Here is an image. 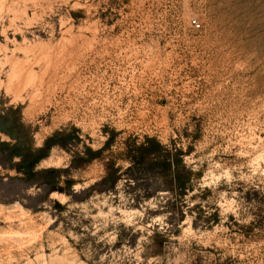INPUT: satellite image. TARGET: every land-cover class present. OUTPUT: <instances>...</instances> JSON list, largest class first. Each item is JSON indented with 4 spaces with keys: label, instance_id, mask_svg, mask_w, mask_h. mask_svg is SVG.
I'll return each instance as SVG.
<instances>
[{
    "label": "rangeland",
    "instance_id": "1",
    "mask_svg": "<svg viewBox=\"0 0 264 264\" xmlns=\"http://www.w3.org/2000/svg\"><path fill=\"white\" fill-rule=\"evenodd\" d=\"M0 264H264V0H0Z\"/></svg>",
    "mask_w": 264,
    "mask_h": 264
},
{
    "label": "built area",
    "instance_id": "2",
    "mask_svg": "<svg viewBox=\"0 0 264 264\" xmlns=\"http://www.w3.org/2000/svg\"><path fill=\"white\" fill-rule=\"evenodd\" d=\"M189 24H190L191 26H193V27H198V26H199V23H198V21H197L196 18H190V19H189Z\"/></svg>",
    "mask_w": 264,
    "mask_h": 264
}]
</instances>
